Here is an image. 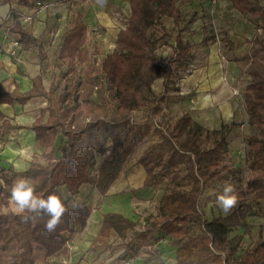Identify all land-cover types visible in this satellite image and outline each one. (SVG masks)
Returning <instances> with one entry per match:
<instances>
[{
  "label": "trees",
  "instance_id": "16d2710c",
  "mask_svg": "<svg viewBox=\"0 0 264 264\" xmlns=\"http://www.w3.org/2000/svg\"><path fill=\"white\" fill-rule=\"evenodd\" d=\"M32 1L0 0V7H9L7 20L12 21L20 51L36 46L39 60L44 62L43 37L36 38L31 27L22 28L21 15L11 7L17 2L31 9ZM128 3L126 26L117 33L111 53L99 59L90 55L86 47L88 26L83 16L75 13L57 55L65 67L62 84L51 82L46 90L39 74L32 79L27 93L0 91V104L44 101L39 116L28 127L39 147H53L57 134H61L60 156L45 166L32 162L24 172L0 167L1 251L6 254L10 250L8 255H0V264H34L33 243L50 255L60 251L66 236L83 227L91 212L87 204L74 202L80 187L89 184L105 197L126 162L151 139L136 165L145 172L142 188H154L161 179L166 180L157 213L144 217L142 224L121 214H104L95 241L106 244L113 232L124 250V260L142 258L144 264H166L161 257L165 251L173 253V264H264V241L252 250L242 249L249 220L262 217L253 203L264 201V38L257 37V32L264 35V4L259 0H231L232 7L256 30L247 43L261 54L262 70L251 71L243 101L247 124L259 130L260 137L252 135L247 139L249 176L244 187L235 190L236 206L225 215L207 219L199 202L205 190L227 181L235 172L223 162L228 153L227 138L237 124L222 123L219 129L208 131L187 113L170 124L155 123V117H163L166 96L155 94L151 86L158 78L166 83L172 81L175 71L184 68L191 47L178 34L169 66L164 68L157 56L158 41L149 32L156 31L162 19H170L178 26V0ZM166 43L164 40L162 45ZM147 105V116L136 122V113ZM7 128L12 126L0 115V130ZM18 177L29 178L36 192L45 198L55 192L64 200L68 211L55 232L45 231V214H36L32 224L33 213H2L9 207L10 188ZM62 189L68 196L61 193Z\"/></svg>",
  "mask_w": 264,
  "mask_h": 264
},
{
  "label": "rangeland",
  "instance_id": "374dc122",
  "mask_svg": "<svg viewBox=\"0 0 264 264\" xmlns=\"http://www.w3.org/2000/svg\"><path fill=\"white\" fill-rule=\"evenodd\" d=\"M61 1L62 0H33L32 3L34 6L25 16L23 15V19L21 20L23 23H30L28 26L32 28L33 35L36 38L40 36L43 37V47L46 54V61L40 62L38 56L39 51L36 46L33 45L29 48L30 50L27 52V56L33 65L31 66V71L38 68L46 84L50 83V81L54 85L62 84L61 74L65 71V67L63 63L57 59V55L64 32L70 27L73 14H81L83 16V20L88 26V42L86 47L88 48L90 55L95 59H99L100 57L109 54L112 49L115 33L118 30L125 28L126 21L129 16L128 0ZM192 1L193 0H180L178 6L182 10H185V8L188 7V13L185 21L187 24L185 23L184 26H186V28L189 27V29L192 27V32L189 38L190 45H188L191 47L190 53L193 54V57L190 58L189 61L187 59L188 62L184 65V68L175 71V81H169L166 83V89H168V91L164 90V92L168 95V97H166L168 98V101L165 100V103L162 106L163 117L157 116L154 121L157 124H170L181 115L187 113L199 125H201L200 123H203L205 118L203 117L201 111L196 110V106L198 105L197 94L199 92L196 90V86H194V84H189L188 80L192 77V75H194L197 69L204 67L205 57H202V54H200L201 49L214 46L217 54L219 55V59L222 62V81L223 83L228 84L227 87L230 88L231 91V96L227 99V104L234 109V113L231 117L228 116L227 123L234 121L237 126L233 128L227 138L229 141V147L227 156L223 162L224 165L235 172L230 174L227 181L218 183L205 190L199 202L200 210L203 211L207 219H210L215 216L225 215V213L217 205V197L222 194L225 184L229 183L233 185L234 190H236L239 186L244 187L246 179L249 176L248 165L250 163V158H248L247 139L252 135L260 137V134L259 130L247 124L243 95L245 87L251 79V71L262 70L260 66L261 54L259 51H256L255 47H252L251 49V46L247 43L248 40L252 39L254 33L256 32L253 24H251L247 19L246 21L250 23L252 33L240 32L235 27L232 22V18H230L229 15L226 17L218 16L216 13V7L219 5L220 0L198 1L197 4H199L198 6L200 8H193L191 6ZM259 1L264 4V0ZM38 2L46 4L47 8L39 10L37 7ZM16 3L14 2L11 6L15 9H20L19 7L21 6H18ZM205 3H209L210 8L212 9L210 13H208L207 9L204 7ZM198 9H200V12ZM0 11H2V8H0ZM36 16H39V20L35 19ZM7 19L8 16L6 21H8ZM34 24L35 27L33 28ZM195 24H199L200 27H197V30H199L197 33L199 32L198 35L203 39L202 44L200 43L198 45L195 44L193 40V36L196 34ZM149 33L153 39L158 41V59L164 68H166V62L168 60L167 57L173 53V50H175L173 40V37L176 34L175 27L170 19H162L157 30L154 32L150 31ZM161 34L167 36L162 37ZM257 37L261 40L264 38V35H262L261 32H257ZM17 40L18 38L15 37L10 40L12 50H10L9 53L12 57L16 58L18 57L16 49ZM164 40L167 41V43L162 45ZM195 58L199 61L194 62ZM197 62L200 63L198 64ZM50 85L51 83L49 84L48 89L50 88ZM188 87L190 89H188ZM40 101L42 102L43 100L41 99ZM180 101L184 103V106L179 104ZM185 103L187 104L185 105ZM41 106V103L34 104L33 107L36 116L38 115ZM228 112L226 111V114ZM147 114L148 105L141 108L136 113L135 121H142ZM201 126L204 127L203 124ZM151 142L152 139L139 146L135 154L126 162L119 174L121 175L123 173L125 176H128L134 185L140 183L141 173L144 172L142 167L143 172H140L141 168L136 165V159ZM1 146L2 142H0V147ZM96 160L99 163L100 157H97ZM41 162L44 164L45 160H41ZM46 164L47 163L42 166H45ZM165 188L166 180L161 179L153 188L157 192V198L149 199L146 203L135 206L133 214L137 217L138 224H142L144 217L147 215L157 213L158 203L165 191ZM248 198H250V195H248ZM74 202L77 204L83 203L77 201L76 199H74ZM12 204V209H16L13 202ZM253 206L254 208H259L262 217L249 220V228L246 235H244L245 238L242 243V249L252 250L256 245L264 241V201L253 203ZM9 211L10 210L7 209L2 213L6 214ZM33 214L35 218L36 214ZM2 245L3 233L0 219V255H8L10 250L6 254H2ZM12 246H14V244H12L11 247ZM115 247L118 246L116 245ZM163 253L167 252L165 251ZM163 257L166 264H173L172 252H168L167 256L164 254Z\"/></svg>",
  "mask_w": 264,
  "mask_h": 264
},
{
  "label": "crops",
  "instance_id": "0c3cea01",
  "mask_svg": "<svg viewBox=\"0 0 264 264\" xmlns=\"http://www.w3.org/2000/svg\"><path fill=\"white\" fill-rule=\"evenodd\" d=\"M198 1L204 0H193L191 6L193 8H200L198 6L199 4H197ZM179 2L180 0H178V3ZM11 7L14 8L13 6ZM204 7L207 9L208 13L212 10L209 3H205ZM0 8H2V11H0V91L11 93L15 90L22 94L27 93L32 88V79L41 73L38 68L31 71V66L33 65L27 56V52L30 49L20 51L16 44L18 57H12L9 54L10 50H12L10 40H12L13 37H18L12 32V21H6L9 7L4 6ZM19 8L20 9L14 8V10L18 11L22 17L19 20V23L22 28H28L30 23H23L21 20L23 19V15L25 16L30 9L25 7ZM179 9L181 12V21L177 27L173 24L176 30V34L173 37L174 46H176L175 37L178 34L184 44L190 45L189 38L192 32V27L189 29V27L186 28V26H184L186 23L188 7H186L185 10H182L180 7ZM198 10L200 12V9ZM216 13L220 17H226L229 15L230 18H232L235 27L240 32L252 33L250 23L232 7L231 0H220L219 5L216 7ZM35 19L39 20V16H36ZM194 26L196 34L193 36V40L197 45L200 43L202 44L203 39L198 35L199 32L197 33V31H199L197 30V27L200 26L199 24H195ZM34 27L35 24L33 25V28ZM118 32L119 30L114 35L112 49L109 53L114 49L115 39ZM172 54L173 53L167 57L166 68L169 66L168 62ZM200 54H202V57H205L204 67L197 69L194 75L189 78L188 82L191 85L194 84L196 90L199 92L197 94L198 105L196 106V110L201 111L205 118L203 123L200 124L204 125L203 128L205 130L213 131L219 129L222 123H227L228 116L231 117L234 113V109L227 104V99L231 96V91L230 88L227 87L228 84L223 83L222 81V62L219 59L215 47L209 46L208 48H202ZM192 57L193 54L190 53L188 61ZM196 59L197 58H195L194 62L199 61ZM188 61L186 60L185 64ZM197 63L199 64L200 62ZM160 64L162 65L161 62ZM172 81H175V79ZM42 83L45 89L48 90L51 81L46 84L42 76ZM151 87L155 94H163L168 97L164 92V90L168 91V89H166V82H164L163 78L156 79ZM188 89L190 88L188 87ZM40 100L41 99H32L23 105L19 103L11 105L0 104V115L3 116L4 121L12 126V128L0 130L2 140V146L0 147L1 168L12 169L15 172H24L32 162L44 165L60 156L58 146L61 134H57L53 147L43 148L36 144L34 132L28 129V127H30L39 116V112L37 116L35 115L34 104L41 103L42 106L40 109L45 105L44 101L41 102ZM166 100L168 101V98H166ZM179 104L184 106V103L181 101ZM186 104L187 103H185V105ZM226 111L229 112L226 114ZM41 160H45V163L43 164ZM142 170L143 169L141 168L140 172L144 171ZM144 174V172L141 173L140 183L134 185L130 178L122 173L111 184L105 197H101L93 186L83 184L79 189L77 198L75 199L91 207V212L88 215L86 224L83 227H77L74 233L67 235L65 245L55 254L50 255L41 246L33 243L31 261L34 264H125L127 262L129 264H144L142 258L124 260V250L119 247L118 244H120V241L116 239V235L113 232H111L106 244L95 241L100 231L102 216L104 214H121L132 221H137V217L133 214L135 206L146 203L149 199L157 198V192L153 188H142ZM61 193L64 196H68L65 189H62ZM12 206L13 204L10 201L7 209L13 213H18L17 209H12ZM7 209H3L2 212ZM31 222L32 224L35 222L34 214L31 218ZM115 244L118 247H115ZM164 254L167 256L168 252H161L162 258H164Z\"/></svg>",
  "mask_w": 264,
  "mask_h": 264
},
{
  "label": "clouds",
  "instance_id": "9594fccd",
  "mask_svg": "<svg viewBox=\"0 0 264 264\" xmlns=\"http://www.w3.org/2000/svg\"><path fill=\"white\" fill-rule=\"evenodd\" d=\"M9 199L20 213L47 215L48 219L44 224V229L49 233L55 232L62 222V217L68 211L60 195L53 192L45 198L42 194L36 192V186L26 177H18L12 182ZM237 202L238 197L233 185L226 183L222 194L217 197V205L227 214L236 206ZM71 206L73 208L77 207L76 204Z\"/></svg>",
  "mask_w": 264,
  "mask_h": 264
},
{
  "label": "built area",
  "instance_id": "2783aa9c",
  "mask_svg": "<svg viewBox=\"0 0 264 264\" xmlns=\"http://www.w3.org/2000/svg\"><path fill=\"white\" fill-rule=\"evenodd\" d=\"M37 7H38L39 10H44L45 8H47V5L44 4V3L38 2L37 3ZM125 264H129V263L127 262Z\"/></svg>",
  "mask_w": 264,
  "mask_h": 264
}]
</instances>
